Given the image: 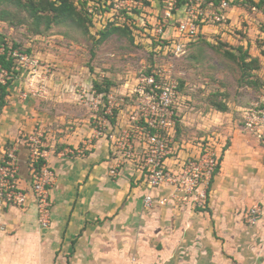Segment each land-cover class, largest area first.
Here are the masks:
<instances>
[{"label": "crops", "instance_id": "crops-1", "mask_svg": "<svg viewBox=\"0 0 264 264\" xmlns=\"http://www.w3.org/2000/svg\"><path fill=\"white\" fill-rule=\"evenodd\" d=\"M20 90L9 85L0 110V160L8 147L19 143L21 186L31 191L26 139L42 129L46 162L55 173L51 223H38L32 198L23 207L0 200V264H13L14 252L28 241L34 244L24 248L38 251L39 264H264V170L251 173L248 162L256 160L258 143L240 129L239 115L225 112L233 123L228 129L232 138L221 154L205 206L172 199L171 187L163 185L154 194L168 195L169 202L147 208V180L136 163L127 160L118 175H110L107 135L97 134L95 127L83 135H52L43 110ZM184 144V153L192 150ZM83 147L85 154L80 153ZM256 203L263 213L250 225L246 213ZM194 216L201 223L190 226ZM18 236L27 239L15 249Z\"/></svg>", "mask_w": 264, "mask_h": 264}, {"label": "rangeland", "instance_id": "rangeland-1", "mask_svg": "<svg viewBox=\"0 0 264 264\" xmlns=\"http://www.w3.org/2000/svg\"><path fill=\"white\" fill-rule=\"evenodd\" d=\"M74 1L80 13V24L77 20L53 24L46 29L40 27L38 33L27 14L11 6H7L13 11L11 20H0V41L5 47L4 52L7 48L11 53L28 55L25 63L16 62L7 79H10V85L20 87L21 95L26 93V100L36 102L43 110L52 135H76L73 131L83 135L92 127L99 129L98 116L104 113L103 103L108 97L97 96L94 82L107 87V93L113 92L114 98H123L127 104L132 102L129 95H133L140 77L155 67L172 69L178 81L180 95L175 109L180 139L196 142L216 133L228 135L222 139L230 142L232 135L228 129L233 123L225 112H232L234 118L241 117L242 107L251 105L264 94V17L247 27L246 33L235 30L237 35L229 40L233 43L224 44L209 33L211 40L196 39L186 45L185 53L168 56L162 54V49L154 50V36L143 28L148 20H157L158 12L163 9L160 0H143L148 9L129 19L131 34L115 30L105 37L99 32L104 28L91 22L86 14L91 0ZM237 15L238 11L232 14L233 24L244 29L246 25L240 23L241 17ZM244 38L249 41L248 53L258 56L260 63L242 62L244 50L240 51L237 46ZM58 128L60 132H57ZM255 147L257 149L252 153L256 160L248 162L254 174L257 169L258 172L264 170L261 168L264 165V144L258 143ZM244 186L245 192L252 194L251 188L247 184ZM189 222H192L190 226L201 223L197 216ZM26 239L16 237L13 241L15 249ZM26 244L34 243L28 241ZM26 244L14 252L13 264L25 260L28 262L24 264H39L38 251L25 249ZM162 246L161 242L157 245L158 248Z\"/></svg>", "mask_w": 264, "mask_h": 264}, {"label": "built area", "instance_id": "built-area-1", "mask_svg": "<svg viewBox=\"0 0 264 264\" xmlns=\"http://www.w3.org/2000/svg\"><path fill=\"white\" fill-rule=\"evenodd\" d=\"M160 1L163 9L161 13L158 12L157 20H148L143 28L154 36L153 40L159 41L154 50L162 49V54L168 56L185 53L186 45L199 37L211 40L209 33L218 40L233 43L229 40L237 35L235 30L246 33L247 27L264 17V0ZM87 9L97 26L104 28L110 22L129 24V17H137L148 6L144 5L143 0H91ZM235 11L241 17L240 23L245 22L244 29L241 25L235 27L233 24L232 14ZM239 43L247 47L249 41L244 38ZM4 50V45L0 46V53H4ZM12 54L17 56L14 66L16 62L25 63L28 60L26 53ZM8 74L9 70L0 65V83L6 84ZM178 86L172 69L161 66L140 77L133 88V95H129L133 103L126 104L123 98H114L113 92L97 93L99 98L108 97L103 103L104 113L98 116L100 127L96 133L110 138L112 165L109 173L118 175L127 160L136 163L147 180L148 191L143 200L147 208L156 203L166 205L169 202L168 195L154 194L163 185L171 187L172 199L195 208L204 207L208 188L220 165L221 154L226 149L227 139L222 140L216 133L196 142L178 138L175 109L179 97ZM22 96L26 98V93ZM255 101L242 107L238 122L243 127L241 130L254 137L259 144H264V94ZM43 137L40 129L37 135L26 139L31 191L21 186L19 143L4 151L0 160V200L23 207L32 198L38 223L48 227L52 212L50 191L55 173L47 165L48 155ZM184 143L189 144L192 150L184 153ZM86 150L87 147H83L80 153L85 154ZM262 213L261 204L252 205L246 213L248 223L255 225Z\"/></svg>", "mask_w": 264, "mask_h": 264}, {"label": "trees", "instance_id": "trees-1", "mask_svg": "<svg viewBox=\"0 0 264 264\" xmlns=\"http://www.w3.org/2000/svg\"><path fill=\"white\" fill-rule=\"evenodd\" d=\"M0 6H1L0 20L4 22L11 20L10 16L13 14V11L7 8V6H11L12 8H15L19 12H25L28 18H30V24L34 27V30H37L38 33L41 30L40 27L46 29L51 27L53 24H63L75 20H77L78 24L81 23L80 13H78V8L74 0H0ZM86 14L89 20L95 23L93 19V15L89 13L88 9L86 10ZM132 17H136V16H132ZM132 17H129V19ZM131 29L132 27L130 26V24L125 23L123 25H116L113 22H110L104 27V29H102L99 32L100 34H103V37H105L115 30L118 31L121 30L127 34H131L132 32ZM262 32L264 33V31ZM199 38L207 40V38L205 37H199ZM220 42L224 44H229L228 42L223 40H220ZM154 43L157 46L159 41L154 40ZM250 43L253 42L250 41ZM2 44L3 43H1L0 41V46H2ZM237 48H239L240 51L244 50L243 53L241 54V60L243 63L245 64H249L251 62H255L256 64L260 63V59L258 56H252L250 55V53H248L247 51L248 46L244 47L243 44H240L237 46ZM14 63H15V56L11 53L9 49L6 48V51L4 53H0V65L8 69L9 72H12ZM252 68H256V66ZM94 84L98 92L100 93L108 92L107 87H103L100 83L97 82H94ZM9 85H10V79H7L6 84L0 83V110L2 109V107L6 102L5 98L6 95L8 94L7 87ZM217 107L221 109V107L219 106ZM176 118L178 119L177 116ZM238 120H240V118H238ZM111 122L114 123V120L111 119ZM178 124L179 123L177 121V128H178ZM40 164L41 162L37 165L38 168L40 167ZM219 166L217 170L219 169Z\"/></svg>", "mask_w": 264, "mask_h": 264}]
</instances>
